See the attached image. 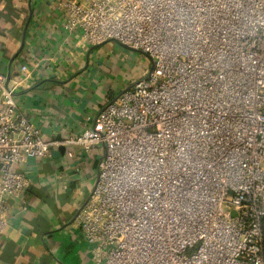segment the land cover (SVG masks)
Here are the masks:
<instances>
[{
	"label": "built area",
	"instance_id": "2783aa9c",
	"mask_svg": "<svg viewBox=\"0 0 264 264\" xmlns=\"http://www.w3.org/2000/svg\"><path fill=\"white\" fill-rule=\"evenodd\" d=\"M68 30L154 64L70 138L104 148L77 220L104 264H264V0L68 1ZM26 66H24L25 69ZM0 72V235L52 142ZM69 155H72L70 152ZM233 211L236 214H233Z\"/></svg>",
	"mask_w": 264,
	"mask_h": 264
},
{
	"label": "crops",
	"instance_id": "0c3cea01",
	"mask_svg": "<svg viewBox=\"0 0 264 264\" xmlns=\"http://www.w3.org/2000/svg\"><path fill=\"white\" fill-rule=\"evenodd\" d=\"M68 1L86 0H0V72L19 110L52 142L47 157L15 165L31 184L10 200L0 264H104L77 220L104 148L86 152L68 140L94 128L102 109L133 84L121 63L136 57L113 41L91 44L79 29L68 30ZM137 58L143 71L151 68L150 59Z\"/></svg>",
	"mask_w": 264,
	"mask_h": 264
},
{
	"label": "rangeland",
	"instance_id": "374dc122",
	"mask_svg": "<svg viewBox=\"0 0 264 264\" xmlns=\"http://www.w3.org/2000/svg\"><path fill=\"white\" fill-rule=\"evenodd\" d=\"M111 41H113L114 43H116L117 44V46L119 45V46H122L120 43H118V42H116V41H114V40H111ZM119 48H121L122 49V52H124V51H128V52H131V53H133L134 55H135V57L136 58H132V57H125V59L123 60V62L121 63V66L123 65L124 66V68H125V71L123 70V74H122V77L124 78V79H129V77L127 76V75H125V74H130V75H132L130 78L132 79V78H137V77H140V76H142L143 74V70H142V62L139 60V58H137V55H142V56H144V58L146 59V58H148L147 57V55H145V54H143L142 52H140V51H137V50H131L132 48H125V47H119ZM116 52V54L118 53V51H115ZM128 64H133L132 65V67L130 66V68L128 69V67H127V65ZM135 67V70L134 71H132L131 70V68L133 69ZM142 71V72H141ZM139 74H140V76H139ZM233 214L235 215L236 214V212L235 211H233Z\"/></svg>",
	"mask_w": 264,
	"mask_h": 264
},
{
	"label": "water",
	"instance_id": "95a60500",
	"mask_svg": "<svg viewBox=\"0 0 264 264\" xmlns=\"http://www.w3.org/2000/svg\"><path fill=\"white\" fill-rule=\"evenodd\" d=\"M123 46H125L126 48H130V47L127 46V45H123ZM153 68H154V64L152 63V65H151V70H153Z\"/></svg>",
	"mask_w": 264,
	"mask_h": 264
}]
</instances>
